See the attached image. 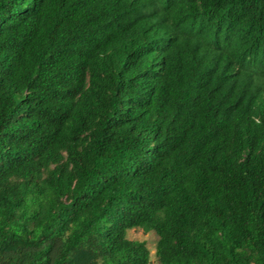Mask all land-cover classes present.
<instances>
[{
    "label": "trees",
    "instance_id": "16d2710c",
    "mask_svg": "<svg viewBox=\"0 0 264 264\" xmlns=\"http://www.w3.org/2000/svg\"><path fill=\"white\" fill-rule=\"evenodd\" d=\"M264 264V0H0V264Z\"/></svg>",
    "mask_w": 264,
    "mask_h": 264
},
{
    "label": "rangeland",
    "instance_id": "374dc122",
    "mask_svg": "<svg viewBox=\"0 0 264 264\" xmlns=\"http://www.w3.org/2000/svg\"><path fill=\"white\" fill-rule=\"evenodd\" d=\"M127 238L144 241L149 250V264H157V257L155 255L157 235L154 231L144 232L140 228H132L127 231Z\"/></svg>",
    "mask_w": 264,
    "mask_h": 264
}]
</instances>
